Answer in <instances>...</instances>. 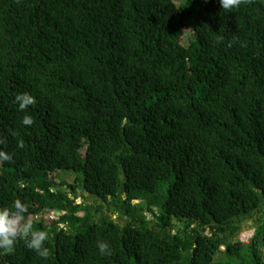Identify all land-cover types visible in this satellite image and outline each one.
Listing matches in <instances>:
<instances>
[{
	"label": "trees",
	"instance_id": "obj_1",
	"mask_svg": "<svg viewBox=\"0 0 264 264\" xmlns=\"http://www.w3.org/2000/svg\"><path fill=\"white\" fill-rule=\"evenodd\" d=\"M0 139V264H264V0H0Z\"/></svg>",
	"mask_w": 264,
	"mask_h": 264
},
{
	"label": "clouds",
	"instance_id": "obj_2",
	"mask_svg": "<svg viewBox=\"0 0 264 264\" xmlns=\"http://www.w3.org/2000/svg\"><path fill=\"white\" fill-rule=\"evenodd\" d=\"M219 3L223 10L230 12L232 9L238 8L241 4L251 3V0H219ZM36 102L35 97L28 92L18 93L14 97V103L18 105L20 111H24L29 106L35 105ZM22 123L26 126H31L34 124V120L31 116L25 115ZM12 135L15 136L17 133L12 132ZM3 143L5 141L0 139V144ZM17 147H24V141L22 139L18 141ZM11 160L12 156L10 154L0 151V161ZM27 213L28 205L19 199L12 201L10 206L0 207V250L5 255L13 254L16 242L23 240L27 248L33 250L39 257L47 259L50 255V250L45 246V243L49 240V232L35 229L33 222L26 218ZM61 214L62 212L53 215L52 212L47 217L58 218ZM253 234L254 230L250 237ZM97 247L101 255L111 254V248L107 242L98 241Z\"/></svg>",
	"mask_w": 264,
	"mask_h": 264
},
{
	"label": "rangeland",
	"instance_id": "obj_3",
	"mask_svg": "<svg viewBox=\"0 0 264 264\" xmlns=\"http://www.w3.org/2000/svg\"><path fill=\"white\" fill-rule=\"evenodd\" d=\"M251 224H252V222H251ZM253 227H247V228H242L241 230H240V237L243 239V240H247L248 239V237H250V235H251V233L253 232ZM244 234H246L245 236H244Z\"/></svg>",
	"mask_w": 264,
	"mask_h": 264
}]
</instances>
